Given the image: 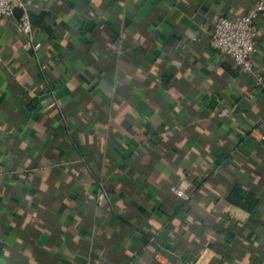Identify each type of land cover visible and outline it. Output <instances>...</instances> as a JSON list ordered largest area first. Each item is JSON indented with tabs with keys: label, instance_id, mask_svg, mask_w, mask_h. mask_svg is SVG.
Segmentation results:
<instances>
[{
	"label": "crops",
	"instance_id": "crops-1",
	"mask_svg": "<svg viewBox=\"0 0 264 264\" xmlns=\"http://www.w3.org/2000/svg\"><path fill=\"white\" fill-rule=\"evenodd\" d=\"M24 2L38 50L0 17V264H264V89L210 45L254 0Z\"/></svg>",
	"mask_w": 264,
	"mask_h": 264
},
{
	"label": "built area",
	"instance_id": "built-area-1",
	"mask_svg": "<svg viewBox=\"0 0 264 264\" xmlns=\"http://www.w3.org/2000/svg\"><path fill=\"white\" fill-rule=\"evenodd\" d=\"M16 8L21 9L16 20L26 37L22 44L23 48L38 50L40 42L34 38L33 24L24 0H0V17H14ZM263 11L264 0H254L252 6L243 15L233 17L221 15L216 19L210 37L211 47L229 56L240 72L249 75L256 88H264V75L255 67L253 60L257 51V20ZM52 105L50 103V106ZM172 190L180 196L184 195L182 188L174 187ZM102 194L101 192L99 202L102 200Z\"/></svg>",
	"mask_w": 264,
	"mask_h": 264
},
{
	"label": "trees",
	"instance_id": "trees-1",
	"mask_svg": "<svg viewBox=\"0 0 264 264\" xmlns=\"http://www.w3.org/2000/svg\"><path fill=\"white\" fill-rule=\"evenodd\" d=\"M32 18H33L34 22H37V24H39V25L42 24V23H39V22H41L40 17L35 16V19H34V16H32ZM262 89H264V88H262ZM242 192H243V189L240 186L233 185L232 188L230 189L229 193H228L229 201L233 202L234 204H238V205L243 203L245 198H244V195H242Z\"/></svg>",
	"mask_w": 264,
	"mask_h": 264
},
{
	"label": "water",
	"instance_id": "water-1",
	"mask_svg": "<svg viewBox=\"0 0 264 264\" xmlns=\"http://www.w3.org/2000/svg\"><path fill=\"white\" fill-rule=\"evenodd\" d=\"M20 13H21V9L20 8H16L15 11H14V15L16 17H18L20 15Z\"/></svg>",
	"mask_w": 264,
	"mask_h": 264
}]
</instances>
